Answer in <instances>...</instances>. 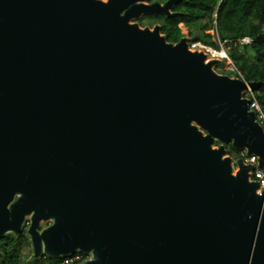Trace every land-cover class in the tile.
I'll return each mask as SVG.
<instances>
[{
  "label": "water",
  "instance_id": "water-1",
  "mask_svg": "<svg viewBox=\"0 0 264 264\" xmlns=\"http://www.w3.org/2000/svg\"><path fill=\"white\" fill-rule=\"evenodd\" d=\"M179 1L0 0V240L30 216L36 258L264 264L257 167L226 148L264 171L263 84L133 23Z\"/></svg>",
  "mask_w": 264,
  "mask_h": 264
},
{
  "label": "trees",
  "instance_id": "trees-1",
  "mask_svg": "<svg viewBox=\"0 0 264 264\" xmlns=\"http://www.w3.org/2000/svg\"><path fill=\"white\" fill-rule=\"evenodd\" d=\"M165 4L168 0H156ZM173 13L179 15L169 18L165 15L144 16L140 25L146 23L150 27L161 25V33L172 44H177L186 35L180 24L188 28L189 36L197 37L195 42L220 50V46L213 41V35L207 32L217 31L221 43L227 41L232 44L230 57L234 63L233 71L221 72L235 78H243L246 82H261L263 85L254 91L257 100L264 113V0H181L177 3ZM250 37L253 42L247 46H241L238 41ZM238 43V44H237ZM252 55V58H251ZM220 71V72H219ZM229 156L234 160L245 158L243 152L236 150L232 145L226 147ZM8 235L0 240V264H62L64 259H56L44 256L28 262L23 258L24 250L28 242L27 232L18 238ZM14 239V240H13ZM84 260L73 264H83L87 255L81 253Z\"/></svg>",
  "mask_w": 264,
  "mask_h": 264
},
{
  "label": "rangeland",
  "instance_id": "rangeland-1",
  "mask_svg": "<svg viewBox=\"0 0 264 264\" xmlns=\"http://www.w3.org/2000/svg\"><path fill=\"white\" fill-rule=\"evenodd\" d=\"M102 1H107V0H102ZM140 20L139 19H137V20H133V23H138L139 25H140V22H139ZM143 25H145V27H142L141 25V27L142 28H146V27H149V28H153V27H150V25H147L146 23H144ZM181 27L183 28V32H184V34L186 35V37L189 39V38H191L190 36H189V31H188V28L187 27H184L183 25H181ZM208 34H210V35H213L214 37V39H213V41H215L218 45H220L219 44V38L217 37V35H216V31L215 30H211V31H209V32H207ZM192 43H196L195 41H190L189 42V48H190V50H192V51H198V52H204L205 54H207L208 55V58L206 59V62L208 61H212V60H219L221 63L219 64V65H217L216 67H215V70H216V72L218 73V68L220 69L221 68V72L223 71V72H227V71H233V70H236L235 69V66H234V63H233V61H232V59H231V57H230V52H231V50H232V48H233V45L232 44H230V45H227V44H222L220 47V51H218V53H220V55L219 56H221V57H223V53H222V51L224 50L225 51V53H226V55L228 56V60L227 59H224V58H220L219 56H213L212 54H208V53H206L204 50H201V49H199V48H197V49H192L191 48V45L190 44H192ZM238 44V43H237ZM251 58H252V55H251ZM220 72V71H219ZM222 75V74H221ZM224 75V74H223ZM226 76H228V75H226ZM231 78H235V77H231ZM250 91H248V92H245V94H244V98H246V99H248L249 98V96H250ZM250 101V100H249ZM262 127H263V125H261ZM264 128V127H263ZM221 145V143H217L216 144V146L215 147H219ZM229 145H232L231 143L230 144H227L226 146H229ZM243 154L246 156V153L245 152H243ZM247 158H251V157H247ZM247 163V162H246ZM250 164V163H249ZM256 166V165H255ZM257 167H258V163H257ZM238 171V167L237 166H235V169H234V174H236V172ZM50 222H47V221H43V222H41V225H40V231H42V230H45L47 227H49L50 226ZM30 225H31V219H30V216L29 217H27L26 218V220L24 221V224H23V226H22V232L20 233V235H22L24 232H27V235H28V242H27V244H26V247H25V250H24V256H23V258L24 259H26L28 262H31V261H34V260H37V259H39V258H36L35 257V252H34V248H33V245H32V241H31V238H30V235L28 234V229L30 228ZM8 235H14L15 237H14V239L15 238H18L20 235H18V236H16L15 234H8ZM8 235H6V236H8ZM5 236V237H6ZM4 237V238H5ZM13 239V240H14ZM16 240V239H15ZM88 257H87V260L86 261H88V260H90L91 259V254H86ZM45 255H42L40 258H42V257H44ZM56 259H60V258H56ZM61 259H64V261H63V263L62 264H72V263H74V262H79V261H83L84 260V258H83V256L81 255V253L80 252H77V253H75L74 255H72V256H70V257H62ZM67 260H70L69 261V263H67Z\"/></svg>",
  "mask_w": 264,
  "mask_h": 264
},
{
  "label": "built area",
  "instance_id": "built-area-1",
  "mask_svg": "<svg viewBox=\"0 0 264 264\" xmlns=\"http://www.w3.org/2000/svg\"><path fill=\"white\" fill-rule=\"evenodd\" d=\"M216 35H217V37L219 38V41H220V37H219V34L217 33V31H216ZM252 42H253V39L250 38V37H245V38H242V39H240L238 41V43L241 46L250 45ZM225 43H227V41ZM225 43H221V41H220L219 42V44H220L219 46H221L222 44H225ZM190 45H191L192 49L199 48L201 50H204L208 54H212L213 56H219L220 55V53H218V51H220V50H216L213 47H211L209 45H206V44H204L202 42H196V43H192ZM222 53L224 54V56L223 57L219 56V57L228 60L229 58L226 55L224 50L222 51ZM250 92L251 93H250V96L248 98V100H250V110L254 111L256 113L258 122L260 123V125H263V127H264V113H263V111L261 109V106L257 102V100L254 98V92H252V91H250ZM246 162L250 163V164H253V165H256V167H257L258 159L256 157H251V158H247L246 157ZM251 179L253 181L260 182L261 190H264V171L263 170H261V169H259L257 167L256 170L252 173ZM69 261L70 260H67V263H69ZM79 262H81V261H79ZM74 263H76V262H74Z\"/></svg>",
  "mask_w": 264,
  "mask_h": 264
},
{
  "label": "flooded vegetation",
  "instance_id": "flooded-vegetation-1",
  "mask_svg": "<svg viewBox=\"0 0 264 264\" xmlns=\"http://www.w3.org/2000/svg\"><path fill=\"white\" fill-rule=\"evenodd\" d=\"M176 6H177V3H176V4L174 5V7L172 8V11L175 10ZM172 13H173V12H172ZM181 25H183V26L185 27L184 24H180V27H181ZM155 26H160V27H161V25H155ZM155 26H154V27H155ZM154 27H153V28H154ZM181 28H182V27H181ZM182 29H183V28H182Z\"/></svg>",
  "mask_w": 264,
  "mask_h": 264
},
{
  "label": "bare ground",
  "instance_id": "bare-ground-1",
  "mask_svg": "<svg viewBox=\"0 0 264 264\" xmlns=\"http://www.w3.org/2000/svg\"><path fill=\"white\" fill-rule=\"evenodd\" d=\"M223 56H224V54H223ZM208 62V61H207Z\"/></svg>",
  "mask_w": 264,
  "mask_h": 264
}]
</instances>
